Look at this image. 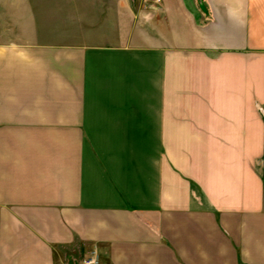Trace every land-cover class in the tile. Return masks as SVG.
I'll list each match as a JSON object with an SVG mask.
<instances>
[{"label": "crops", "instance_id": "0c3cea01", "mask_svg": "<svg viewBox=\"0 0 264 264\" xmlns=\"http://www.w3.org/2000/svg\"><path fill=\"white\" fill-rule=\"evenodd\" d=\"M264 264V0H0V264Z\"/></svg>", "mask_w": 264, "mask_h": 264}, {"label": "built area", "instance_id": "2783aa9c", "mask_svg": "<svg viewBox=\"0 0 264 264\" xmlns=\"http://www.w3.org/2000/svg\"><path fill=\"white\" fill-rule=\"evenodd\" d=\"M160 1V0H154ZM100 256L97 250H92L88 257H85L82 261V264H99Z\"/></svg>", "mask_w": 264, "mask_h": 264}, {"label": "rangeland", "instance_id": "374dc122", "mask_svg": "<svg viewBox=\"0 0 264 264\" xmlns=\"http://www.w3.org/2000/svg\"><path fill=\"white\" fill-rule=\"evenodd\" d=\"M82 263V262H81ZM76 264H79V262H77Z\"/></svg>", "mask_w": 264, "mask_h": 264}]
</instances>
